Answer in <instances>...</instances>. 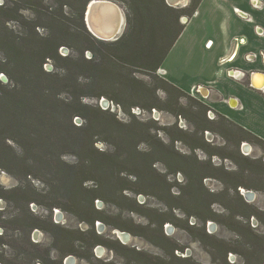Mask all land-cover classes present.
<instances>
[{"label":"rangeland","instance_id":"374dc122","mask_svg":"<svg viewBox=\"0 0 264 264\" xmlns=\"http://www.w3.org/2000/svg\"><path fill=\"white\" fill-rule=\"evenodd\" d=\"M83 1L3 0L0 3L2 6L0 9V45L6 48L13 38L11 33L14 36L25 37L28 33L34 32L40 36L61 31L66 33L67 28L70 33H81L82 26L88 30L85 12L89 2L83 7ZM109 1L118 4L123 14L122 27L118 37L110 41L97 40L96 38L98 43L93 44L94 52H84L85 58H96L97 66L95 67H86L82 64L76 66L67 61L61 64V68L55 69L52 63L47 61L43 65V69L56 72L60 79H53L50 86L52 93H58L56 99L50 97L44 103H50L56 109L57 107L61 108L58 111L60 115H62V110L66 109L64 104L72 105L80 113V116H74L72 120L74 125L83 124V117H95L98 122L106 124L107 127L99 128L97 130L99 134L93 137L94 147L101 152H114V145L119 144L116 135H120L126 130L118 125H113L111 129L108 128L111 117L114 116L124 125L132 120L146 123L151 127L150 133L158 137L164 144H171L170 135L179 137L180 140L175 141L173 145L174 150L180 155L192 154L189 145L201 147L193 150L197 160L207 161L209 159L202 149L218 153V155L211 156L210 161L213 166H222L225 170L235 171L236 166L232 160L222 158L221 155L232 156L237 151L241 156L260 159L264 164V147L243 141L236 148L233 144L234 141L227 142L214 131L196 132V124H200L201 121L198 112L203 105L208 106V97L206 98L202 93L200 86L194 87L191 91H184L185 95L177 96L174 92L169 94L162 88H156L151 93L154 85H162L153 77L165 78L156 73L150 75L137 70H129L121 64L111 62V60L114 61L111 57V53L114 51L111 44L121 36H127L134 31L136 22L140 18V9L132 0ZM190 2L191 0L188 1L186 7ZM144 8L157 11L161 6L157 0H152ZM134 9L139 11L137 15ZM165 15L170 19L173 17L171 13H165ZM136 16H138L137 19ZM6 18H13V20H5ZM190 18V15H182L177 19V24L184 25ZM53 19L58 20V23L53 24ZM38 23L40 26L35 27L33 32V25ZM174 29L175 25H172V31ZM18 43L17 46L22 50L28 48V40H21ZM58 53L61 56L69 55L73 60L79 57L75 50L66 46H61ZM3 57V52L0 50V59ZM63 76H66L65 80H61ZM75 76L76 80H74ZM0 81L1 87L6 89L13 86L12 82L3 74H0ZM138 92H141L142 95L140 96ZM79 102L82 106L79 105ZM133 103L137 105L131 106ZM153 103L157 107L148 110L147 107ZM175 112H181L182 116L176 115ZM212 113L209 114L207 110L205 112L206 119L213 123H220V115L213 111ZM224 124L227 125L225 122ZM58 128L63 132L68 131L71 137L77 135L84 137L83 133L79 134L69 130V126L64 121ZM38 132H43L44 136L52 133L47 129ZM141 137H145V141L140 142L137 146L140 152H146L151 145L157 146L155 139L145 135H141ZM85 138L87 139V137ZM8 143L13 145L18 154H21L17 146L10 141ZM244 144L249 145L250 149L245 150ZM35 146V151L38 152L29 153L33 162L27 169L38 178L27 176L28 181L24 180L21 171H25L26 168L20 170L12 166L13 171L19 173L20 178L0 170V190L21 188L35 199V202L28 204L27 211L21 202L16 205L9 200L0 198V221H2L0 235L3 241L0 243V264H55L54 262L65 264L66 257H72L73 264H168L170 261L169 264H216L218 260L216 259L215 263L212 260L208 243L214 246H218V243L212 238L208 239V235L230 243L237 252L228 253L227 261L232 264H240L242 262L241 254L245 252L247 243L254 240L247 228L243 226L246 225L244 224L246 221L238 217L234 220L229 219L228 212L219 203H213L210 207L218 215L215 217V221L209 220L205 224L196 217L188 218L182 211L170 210L166 206L165 203L186 206L187 195L184 198L185 201H174L168 198L164 190L165 185L161 184V178L157 176V174L164 175L170 184L176 183V187H172L170 192L173 195H178L177 187L184 185V175L179 172L174 176L168 174L165 166V163H169L172 167L188 171L184 165L186 161L177 158V156L175 158L173 155L174 158H170L155 152L153 158L163 159L152 165L155 172L151 173V177L156 183L159 182L158 186L137 184L132 187L144 191L143 193L122 192L124 196L139 204V207L136 208L137 211H131L130 209L134 208V205L130 201L120 198L118 193L103 194L108 201L99 198L93 200V207L98 212L97 214L91 210L87 203L90 197L88 194L80 196V201L75 200L66 190L53 191L51 195L44 196L48 190L44 181L53 182L61 175L70 176L72 171L64 170L65 174L56 172V170L50 171L44 160L47 144L38 141ZM61 147L67 151L80 153L77 147L68 142ZM120 149L125 152L124 146L121 145ZM81 155L84 157L86 153L81 152ZM60 159L68 165L78 162L77 156L72 153L63 154ZM126 167L132 169L129 166ZM201 169L218 177L222 176L221 172L210 170L208 167H201ZM121 176H126L130 181H134L133 177L124 173ZM248 176L253 179L252 184L260 185L256 180L257 176ZM84 185L87 188L93 187L94 182L88 181ZM203 186L215 194L225 190L224 184L213 177L204 179ZM244 190L254 193L255 199L252 203L264 211L263 192L254 188ZM183 191L188 194V189H183ZM239 193L241 194L240 191ZM230 194L232 193L230 192ZM7 196L9 197V195ZM53 197H56L61 203L60 208L49 209L46 206ZM218 199L222 200L220 197ZM77 201L78 204H76ZM196 211L202 214L206 213L204 206L197 208ZM93 216L100 217L95 221L93 227L80 218L90 219ZM164 219L167 221L164 222ZM160 222H162L161 229L159 228ZM208 223L212 225L208 226ZM248 224L252 231L263 232L261 224L255 218H250ZM33 225H37V227L33 228ZM117 232L126 234V238H121ZM174 245H178L179 248L173 250V255L176 258H187L189 261L182 262L172 259L170 253ZM63 252H65L64 256H62ZM34 257H40V260L33 259Z\"/></svg>","mask_w":264,"mask_h":264},{"label":"trees","instance_id":"16d2710c","mask_svg":"<svg viewBox=\"0 0 264 264\" xmlns=\"http://www.w3.org/2000/svg\"><path fill=\"white\" fill-rule=\"evenodd\" d=\"M89 1L84 0L83 7ZM132 1L140 9V18L137 20L132 33L127 36H121L111 44L114 50L111 53L114 61L111 60V62L121 64L129 70H137L153 75L161 67L162 62L184 28V25L177 24V19L182 15L192 16L202 0H191L188 7L179 9L169 7L166 5L165 0H157L161 6L157 11L144 8L152 0ZM1 7L0 9H2ZM138 12V10H135L136 15ZM165 13H171L173 17L170 19ZM138 16H136V19ZM5 20H13V18H6ZM52 23L57 24L58 20L53 19ZM172 25H175L174 31H172ZM39 26V23L34 24L32 31L34 32L35 27ZM11 35L13 38L9 41V45H6V48L0 45V50L4 56L0 59V74H3L13 85L7 89L0 85V170L20 178L19 173L13 171L12 166L20 170L26 168L25 171H21V176L24 180L28 181L27 176L38 178L27 169L33 162V158L29 153L35 151V144L38 141H43L47 144L44 160L49 170H56V172L63 174H65L64 170L69 169L72 171L70 176L61 175L53 182L44 181L48 189L44 196L51 195L53 191L60 192L66 190L75 200L80 201V196L88 194L90 197L87 203L91 210L98 214L93 207V200L99 198L108 201L103 194L114 195L118 193L120 198L130 201L134 205V208L130 209L131 211H137L136 208L139 207V204L135 200L124 196L122 192L143 193L144 191L132 187V185L137 184L158 186L157 183L159 182L157 181L156 183L151 177V173L155 172L152 165L163 159L153 158L155 152L170 158H176L177 156V158L186 161L184 165L188 168V171L172 167L169 163H165L166 161L162 162L165 163L168 174L174 176L179 172L184 175L185 183L182 187H177L179 191L178 195H173L170 192L172 187H176V183L170 184L164 175L157 174V176L161 178V184L165 185L164 190L168 198L180 201L184 200L187 195V200H184L186 206L176 203H165L166 206L170 210L182 211L188 218L196 217L205 224L209 220L215 221V217L218 215L210 207L213 203H219L228 212L229 219L234 220V218L238 217L245 220L246 223L244 224L246 225H242L247 228L249 234L254 238L253 241L247 243L245 252L241 254L242 262L240 264L264 263V211L258 209L254 203L247 202L238 191L240 188H254L262 191L264 194V164L260 159L241 156L238 151L232 156L221 155L222 158L232 160L236 166L235 171L225 170L222 166H213L210 161V157L218 155V153L202 149L209 159L207 161L197 160L193 154V150L201 147L189 145L192 154L187 156L180 155L174 150L173 145L175 141L180 140L179 137L170 135L171 144H164L158 137L150 133L151 127L146 123L132 120L124 125L114 116L111 117L108 128L111 129L113 125H118L124 127L126 130L122 133L120 132V135H116L119 144L114 145V152H101L94 147L95 141H93V137L99 134L97 132L99 128H106L107 125L98 122L95 117H83V124L74 125L72 120L74 116H80V113L72 105L64 104L66 109H63L62 115H60L58 111L61 108L57 107L56 109L50 103H44L50 97L56 99L58 93H52L50 86L53 79H60V77L56 72H49L43 69V65L47 61H50L55 69L61 68V64L67 61L72 62L76 66H81V64L86 67L97 66L95 62L96 58L91 57L87 59L84 57V52H94L93 44L98 43V39L96 40L84 26L81 28V33H70L67 28L66 33L61 31L60 33H50L47 36H40L35 32L28 33L25 37L14 36L13 33ZM21 40H28L29 45L27 49L22 50L21 47L17 46ZM61 46L75 50L79 55L78 59L73 60L69 55H59L58 50ZM153 78L162 83V85H154L151 93L156 88H162L169 94L171 92L176 93L177 96L186 94L166 79H159L156 76ZM65 79L66 76L61 78V80ZM74 80H76V76ZM132 80L138 82L135 79ZM138 94L142 95L141 92H138ZM79 105L82 106L80 102ZM134 105L137 104L133 103L131 106ZM156 107L153 103L147 109L150 110ZM207 110L210 111L207 105H203L199 110L198 115L201 121L200 124H196V132H203L205 130L214 131L227 142L234 141L233 144L236 148L243 141L252 142L260 147H264V140L222 115H220V123H213L206 119L205 112ZM103 111L105 112L106 110ZM97 112L101 111L97 110ZM175 114L182 116L181 112H175ZM62 121L66 122L69 130L76 131L79 134L83 133L84 137L78 135L71 137L68 131H60L58 127ZM45 129L50 130L52 133L44 136L43 132H38ZM109 132L112 133L110 130ZM141 135L155 139L157 146L153 147L151 145L146 152H140L137 146L140 142L145 141V137H141ZM232 135L233 137L231 138ZM8 141L17 146L21 154H18L13 145L9 144ZM66 142L77 147L80 153L62 149L61 145H64ZM121 145L124 146L125 152L120 149ZM81 152H85L86 155L83 157ZM67 153L76 155L78 162L74 165L65 164L60 157ZM126 166L132 169H128ZM201 167H208L210 170L219 171L222 173V176L218 177L212 173L204 172ZM122 173L133 177L134 181H130L126 176H121ZM248 175L257 176L256 180L260 185L252 184L253 179ZM208 177L219 180L224 184L225 190L217 194L206 190L203 186V180ZM88 181H93L94 186L87 188L84 184ZM183 189H188V194ZM18 194L23 196H19ZM219 197L222 198L221 201L218 199ZM0 198L9 200L16 205L21 202L27 211L28 204L35 202V199L30 197L27 191L21 190V188L1 189ZM76 204H78V201ZM46 206L49 209L60 208L61 203L58 202L56 197H53L51 198V202ZM202 206L206 209V213L204 214L196 211L197 208H201ZM80 218L90 224L91 227L94 226L96 220L100 219L99 216H93L90 219ZM250 218H255L261 224L263 228L262 233L252 231L248 224ZM166 221L167 219H164V222ZM162 222H160V229ZM36 227L37 225H33V228ZM204 235L206 236V234ZM209 238L216 240L218 243V246L209 245L208 243V247L211 250L210 255L214 263L217 259L218 262L216 264H232L227 261V254L230 252L236 253L237 251L230 243L224 240H217L214 236L208 235ZM0 243H3L1 235ZM178 248V245H174L171 249L170 254L172 259L182 262L189 261L187 258H176L173 255V250H177ZM64 255L65 252L62 253V256ZM39 258L34 257L33 259ZM54 263L61 264L60 262Z\"/></svg>","mask_w":264,"mask_h":264},{"label":"crops","instance_id":"0c3cea01","mask_svg":"<svg viewBox=\"0 0 264 264\" xmlns=\"http://www.w3.org/2000/svg\"><path fill=\"white\" fill-rule=\"evenodd\" d=\"M249 53L257 57L246 61ZM160 68L183 91L206 90L211 111L264 140V93L255 85L264 72V0H202Z\"/></svg>","mask_w":264,"mask_h":264},{"label":"water","instance_id":"95a60500","mask_svg":"<svg viewBox=\"0 0 264 264\" xmlns=\"http://www.w3.org/2000/svg\"><path fill=\"white\" fill-rule=\"evenodd\" d=\"M188 1L189 0H165L166 4L173 8H184L187 6ZM85 13L88 31L95 38L103 41H110L118 37L123 21V14L118 4L109 0H90L87 4ZM109 21L111 22L110 25L103 26L104 22ZM243 146L249 147V145ZM239 191L247 202L254 201L255 196L253 192L245 191L241 188ZM210 225L212 224L208 223V226ZM65 264H73L72 257H66Z\"/></svg>","mask_w":264,"mask_h":264},{"label":"built area","instance_id":"2783aa9c","mask_svg":"<svg viewBox=\"0 0 264 264\" xmlns=\"http://www.w3.org/2000/svg\"><path fill=\"white\" fill-rule=\"evenodd\" d=\"M235 11L238 13V14H240V16H242L243 18H250V17H247L248 15L246 14V13H243V12H241V11H239L238 9H235ZM262 32H260V34H261ZM257 57V53H249L248 55H246V57H245V60L246 61H253L255 58ZM158 76H161L162 75V73H164V70L163 69H161V68H158L157 70H156V72H155ZM260 74H262V76H264V72H262V73H260ZM252 87H255V88H257L255 85H252V84H250ZM194 89V88H193ZM261 91H262V93H264V86L262 87V88H259ZM196 90V89H195ZM197 92H199V91H197ZM138 110V109H137ZM208 113L209 114H213L212 113V111H208Z\"/></svg>","mask_w":264,"mask_h":264},{"label":"bare ground","instance_id":"6f19581e","mask_svg":"<svg viewBox=\"0 0 264 264\" xmlns=\"http://www.w3.org/2000/svg\"><path fill=\"white\" fill-rule=\"evenodd\" d=\"M106 1H108V0H106ZM111 24V22L109 21V22H104L103 23V26H108V25H110ZM260 77H263L262 75H260L259 77H255L256 79H261ZM256 86H258V87H261L262 85H263V79H261L260 81H257L256 82V84H255ZM206 92L204 91V94H205ZM244 145H246V144H244ZM245 148V150H248V146H246V147H244ZM117 234L121 237V238H126V234H124V233H119V232H117ZM121 234V235H120Z\"/></svg>","mask_w":264,"mask_h":264},{"label":"flooded vegetation","instance_id":"af4514ba","mask_svg":"<svg viewBox=\"0 0 264 264\" xmlns=\"http://www.w3.org/2000/svg\"><path fill=\"white\" fill-rule=\"evenodd\" d=\"M260 78L263 79V85L261 86V87H263V86H264V76H263V77H260ZM261 79L258 78L257 81H260ZM257 81H256V82H257ZM255 84H256V83H255ZM257 87H258V86H257ZM261 87H259V88H261ZM204 91L206 92L205 94H204ZM202 93H203L204 95H207V91H206V90H203ZM244 147H246V146H244ZM248 149H249V147H248Z\"/></svg>","mask_w":264,"mask_h":264},{"label":"snow or ice","instance_id":"6c2138e0","mask_svg":"<svg viewBox=\"0 0 264 264\" xmlns=\"http://www.w3.org/2000/svg\"><path fill=\"white\" fill-rule=\"evenodd\" d=\"M3 2V0H0V3H2Z\"/></svg>","mask_w":264,"mask_h":264}]
</instances>
